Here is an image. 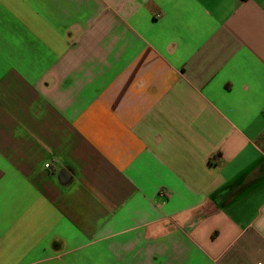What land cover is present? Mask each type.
Returning <instances> with one entry per match:
<instances>
[{"label":"crops","instance_id":"1","mask_svg":"<svg viewBox=\"0 0 264 264\" xmlns=\"http://www.w3.org/2000/svg\"><path fill=\"white\" fill-rule=\"evenodd\" d=\"M0 264H264V0H0Z\"/></svg>","mask_w":264,"mask_h":264},{"label":"built area","instance_id":"2","mask_svg":"<svg viewBox=\"0 0 264 264\" xmlns=\"http://www.w3.org/2000/svg\"><path fill=\"white\" fill-rule=\"evenodd\" d=\"M47 166V165H46Z\"/></svg>","mask_w":264,"mask_h":264}]
</instances>
